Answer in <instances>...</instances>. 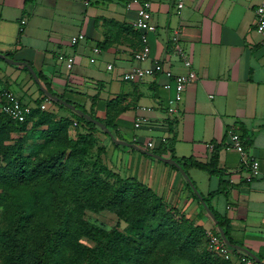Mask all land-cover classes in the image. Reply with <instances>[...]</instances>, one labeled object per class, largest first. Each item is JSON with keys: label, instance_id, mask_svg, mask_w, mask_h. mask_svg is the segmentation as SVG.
I'll return each instance as SVG.
<instances>
[{"label": "crops", "instance_id": "crops-1", "mask_svg": "<svg viewBox=\"0 0 264 264\" xmlns=\"http://www.w3.org/2000/svg\"><path fill=\"white\" fill-rule=\"evenodd\" d=\"M149 1L151 21L156 28L148 33L150 55L140 65L151 66L154 60H159L173 73L185 72L187 68L168 41L170 30L178 27L179 41L196 72V78L184 88L177 112L172 115L165 108L173 88L165 87L167 77L163 73L147 75L135 82L121 79V73L136 64L131 52L139 46V40L125 29L136 15V5L126 8V0H0V52L10 51L16 59L30 60L36 70L51 78L57 91L67 86L86 93V108L91 103L90 95L96 92L100 102L123 93L122 104L128 103L129 107L116 116L119 132L127 140L133 136L137 140L142 138L139 140L144 148L149 139L156 145L158 139L170 137L169 145L176 156L192 155L205 162L209 160L213 143H221L218 166L226 174L210 175L205 171L202 176L196 172L198 168L184 169L203 194L216 189L220 177L226 180V192L214 194L210 203L229 219L230 236L235 244L249 249L264 263V176L250 177L240 153L229 146L230 131L239 136L244 132L240 138L246 153L258 159L264 174V36L254 27V10L261 0H185L179 12L173 0ZM79 32L86 39L83 49L89 51L86 57L89 82H98L100 86L93 93L74 89L86 80L78 78L76 71L60 70L65 64L60 56L67 54L74 56L73 66L82 64L76 49L69 48L79 41L73 45L68 41ZM108 36L113 40L108 46L96 44ZM94 45L99 47L97 52L92 50ZM109 63L111 68H107ZM103 69L107 73L97 76ZM27 77L17 67L0 65V78L5 85L22 101L32 104L38 92L28 88ZM108 83H115L116 88L112 95L101 97L100 92ZM128 113L133 127L134 120L140 118L139 127L159 134L153 138L131 133L128 137L130 133L120 125L125 123ZM97 114L104 112L97 110ZM95 136L99 144L105 145L104 161L110 168L122 175L136 176L169 206L205 229L213 228L177 167L126 147L119 151L121 155L127 154L128 162L123 165L119 160L111 164L106 156L112 145L109 138L107 142V136H100L98 131ZM244 139L250 143L244 144Z\"/></svg>", "mask_w": 264, "mask_h": 264}, {"label": "trees", "instance_id": "trees-1", "mask_svg": "<svg viewBox=\"0 0 264 264\" xmlns=\"http://www.w3.org/2000/svg\"><path fill=\"white\" fill-rule=\"evenodd\" d=\"M125 29L139 40V32L130 24ZM109 37L96 44L108 46L113 41ZM3 54L14 58L10 51ZM17 60L19 63L12 65L28 75L38 95L33 102L37 106L23 121L11 118L0 109V213L5 221L0 228V264H170L174 257L194 264H233L207 247L202 224L169 206L136 176L122 175L110 168L104 161L105 145L95 143V133L102 132L116 147L128 146L113 142L97 124L58 100L49 98L48 108L40 109L38 105L48 96L20 62L24 59ZM24 61L34 68L30 60ZM34 70L44 88L103 122L115 137L125 139L116 121V116L129 107L128 103L122 104L123 93L100 102L96 92L90 95L91 103L86 108V93L67 86L57 91L51 78L42 70ZM2 89L9 88L0 78ZM58 109L68 114L57 113ZM97 110L104 114H97ZM171 124L168 122V131ZM69 125L76 129L74 136L68 134ZM21 131H25V136L35 135L37 140L27 142L24 136L12 135ZM240 136L243 138L244 132ZM6 140L10 142L5 143ZM169 140V137L158 139L156 145L146 148L175 159L183 169L195 167L210 175L226 174L218 166L221 143H213L209 160L202 162L192 155L176 156ZM130 141L141 146L139 140ZM249 143L244 139V144ZM93 146L96 147L94 160L85 170L86 155ZM185 183L201 213L212 221L213 228L220 226L228 241L236 243L230 236L229 219L210 203L214 194L226 192V180L220 177L216 189L205 194L199 192L213 217L189 182ZM104 209L122 218L125 226L105 229L84 217L85 210ZM83 237L93 244L82 240Z\"/></svg>", "mask_w": 264, "mask_h": 264}, {"label": "built area", "instance_id": "built-area-1", "mask_svg": "<svg viewBox=\"0 0 264 264\" xmlns=\"http://www.w3.org/2000/svg\"><path fill=\"white\" fill-rule=\"evenodd\" d=\"M176 12H179L185 4V0H173ZM135 7V18L130 22V25L139 32V46L132 50V59L136 62L135 65L121 73V79L129 82H135L147 75L163 73L167 80L164 85L166 88H173V95L168 99L165 111L172 115L177 112L178 103L182 98V92L186 85L196 78V72L191 66V60L179 41V28L175 27L170 30L168 38L172 51L179 56L182 64L187 68L183 73H173L170 69L165 68L163 61L154 60L151 66H141L140 62L147 59L150 55V46L148 43V33L155 30V24L151 21V9L149 0H126L125 7ZM254 27L257 32L264 36V0H261L255 7ZM23 22V20H22ZM85 38L82 32L70 36L69 41L75 44ZM94 52L99 50L97 45L92 47ZM62 57L67 69H70L74 63V56L67 54ZM112 64H107V68H111ZM51 100L46 98L40 102L38 107L46 109L50 105ZM37 104L22 101L11 89H2L0 91V109L7 113L11 118L17 121L26 119L33 107ZM140 118L134 120V127L140 126ZM76 124L75 121L72 123ZM132 140H137L135 136ZM146 147L154 145L153 140L149 139L145 142ZM229 146L236 149L249 170L250 177L261 176L259 169V161L254 156L246 153L242 140L239 134L235 131L229 132ZM206 245L209 249L219 255L221 258L231 261L233 264H261L247 253L231 247L221 237L218 229H205Z\"/></svg>", "mask_w": 264, "mask_h": 264}, {"label": "rangeland", "instance_id": "rangeland-1", "mask_svg": "<svg viewBox=\"0 0 264 264\" xmlns=\"http://www.w3.org/2000/svg\"><path fill=\"white\" fill-rule=\"evenodd\" d=\"M84 41H86V39L80 40L79 43L77 45H75V46H69V48L71 50L72 49H76V51H77L76 53H78L80 55L81 59H82V64L79 65V66H77V67L75 65V66L72 67V69H67L65 67V64L63 63L61 65V67H60V70H62L63 72H66V71H69L70 70L72 73L76 71V73L78 75H80L78 78H80L82 80L86 78V80H85L86 82L84 81L85 84H76V87H74V89H78V90H81V91L88 90L90 93H93L94 90H97V89L99 90L100 89V86H99L98 82H94V83L89 82V78L87 76V69H86V57L89 54V51H86V49H83V43H84ZM105 57L108 58V59H111V57H109L108 55H106ZM6 64L7 65H10V66H13L11 63L6 62L4 59H0V65H6ZM87 65L89 67L92 66L91 63H87ZM106 73L107 72L104 71V69H103V72L97 73V76H102V75H104ZM27 81H30V86L28 88L31 87L32 89L35 90L36 89V86H35V84L32 82V80L29 77H27ZM80 82H82V81H80ZM16 84H18V83H16ZM116 84H117V82H116ZM116 84L115 83H112V84L111 83H108L105 86V88L101 90L100 96L101 97H106L107 95H112V92L116 88L115 87ZM120 84H121V82L118 83V85H120ZM88 85H89V87L86 88V86H88ZM12 89H14L13 86H12ZM79 99L80 98L77 97L76 98V101L79 102ZM57 113H60V114H68V112L66 110H62V109H58L57 110ZM124 122L125 123H123V124L120 123V125L122 127H124L125 129H127V131L130 133L128 137H130L131 133H136V134H139V135H150L153 138L156 137L159 134V132H157V131L146 130L143 127H133L132 126V119H131V114L130 113L126 114V117H125V121ZM110 130L114 134L113 130L112 129H110ZM67 131H68L69 136H74L76 129L73 126L69 125ZM98 132H99V135L100 136H103L104 135L102 132H100V131H98ZM25 134H26L25 131L24 132L21 131V132H13L12 133L13 136H18V135L24 136V139L27 142L28 141L37 140V137L35 135H26L25 136ZM106 138H107L106 140L108 142V137H106ZM98 139L99 138L96 137V140H97V141H95L96 144H99ZM139 139H142V138H139ZM130 140H132V138L129 139V141ZM139 141H141V140H139ZM169 141L171 142V140H169ZM4 142L7 143V142H10V141H7L6 140ZM95 148L96 147L93 146V148L90 149L89 152L86 155L85 165H84V169L85 170L91 166V163L94 160ZM119 148H122V147H119V146L118 147H114L113 145H111L110 146V149L107 151L106 156H107L108 161H110L111 164L120 162L119 160H121V164L123 163V165H124V163H127L128 162L129 159H128L127 154L124 153L123 155H121V152L119 151ZM127 148L128 147H126V149ZM39 153L41 154V153H43V151H39ZM195 170L199 174H202V176H205V174H206L205 171H203V170H200V169H195ZM124 174H125V172H124ZM84 217H85V219H87V220H89V221H91V222H93V223H95V224H97V225H99V226H101V227H103L105 229H110V228L115 227V226L118 227L119 229H122L125 226V222L123 221L122 218L118 217L114 212H112L110 210H107V209L100 210V211L85 210L84 211ZM4 224H5V221H4V219H3V217H2V215L0 213V228L3 227ZM82 240H84L85 242H87L89 244H93V242L91 240H89V239H87L85 237H83ZM0 252H1V250H0ZM0 263H1V261H0ZM170 264H194V263H190L189 261H187L185 259H182V258L174 257L171 260Z\"/></svg>", "mask_w": 264, "mask_h": 264}, {"label": "water", "instance_id": "water-1", "mask_svg": "<svg viewBox=\"0 0 264 264\" xmlns=\"http://www.w3.org/2000/svg\"><path fill=\"white\" fill-rule=\"evenodd\" d=\"M0 57L3 58L6 62L8 63H11V64H18L19 63V60L17 59H14L12 57H8L6 55H4L3 53L0 52ZM22 62L29 70L30 74L32 75L33 79L39 83V87L43 90V92L48 96V98L50 99H54V100H58L61 104L65 105L66 107L70 108L71 110L75 111L76 113H78L79 115L83 116L84 118H86L87 120H90L91 122H94L95 124H97L104 132H106L108 134V136L111 138V140L115 143H119V144H122V145H126L128 147H132L134 148L135 150H138L142 153H145V154H148V155H151V156H154V157H157L159 158L160 160H162L163 162H166V163H169V164H173L174 166H176L180 172L183 174V176L185 177V179L189 182V185L191 186V188L196 192L197 196L200 198V200L202 201V204L205 208V210L208 212V214L213 217V213L211 212V210L208 208V206L206 205V203L202 200V196L201 194L199 193V191L197 190V188L194 186L193 182L191 181V179L189 178L188 174L185 172V170L182 168V166L174 159L172 158H169V157H165V156H160L132 141H129V140H126V139H123V138H117L114 136V134L111 132V130L101 121H99L98 119L90 116L88 113L82 111L80 108L76 107L72 102H68L66 101L65 99L63 98H60L58 97L57 95L55 94H52L49 90H47L46 88H44L42 86V84H40V80L36 74V71L34 70V68L29 64L27 63L26 61L22 60L20 61ZM217 229L222 237V239L228 244L230 245L231 247H234V248H237L245 253H247L248 255H250L251 257H253L256 261H258L259 263L261 264H264L262 263V261L256 256L254 255L249 249L243 247V246H240L238 244H235V243H230L228 241V239L226 238V235L223 231V229L220 227V226H217Z\"/></svg>", "mask_w": 264, "mask_h": 264}]
</instances>
